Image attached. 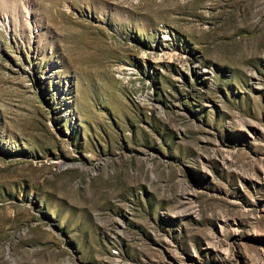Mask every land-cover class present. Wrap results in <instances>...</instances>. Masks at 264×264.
Segmentation results:
<instances>
[{
    "label": "rangeland",
    "instance_id": "obj_1",
    "mask_svg": "<svg viewBox=\"0 0 264 264\" xmlns=\"http://www.w3.org/2000/svg\"><path fill=\"white\" fill-rule=\"evenodd\" d=\"M0 264H264V0H0Z\"/></svg>",
    "mask_w": 264,
    "mask_h": 264
},
{
    "label": "bare ground",
    "instance_id": "obj_2",
    "mask_svg": "<svg viewBox=\"0 0 264 264\" xmlns=\"http://www.w3.org/2000/svg\"><path fill=\"white\" fill-rule=\"evenodd\" d=\"M158 57H160V56H158ZM73 165H76V163H72ZM119 232V231H118Z\"/></svg>",
    "mask_w": 264,
    "mask_h": 264
}]
</instances>
